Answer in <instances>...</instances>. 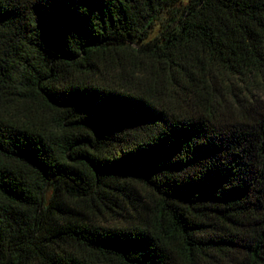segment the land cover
I'll list each match as a JSON object with an SVG mask.
<instances>
[{
	"label": "trees",
	"instance_id": "trees-1",
	"mask_svg": "<svg viewBox=\"0 0 264 264\" xmlns=\"http://www.w3.org/2000/svg\"><path fill=\"white\" fill-rule=\"evenodd\" d=\"M0 264H264V0H0Z\"/></svg>",
	"mask_w": 264,
	"mask_h": 264
}]
</instances>
